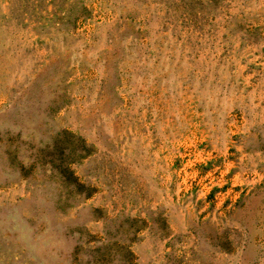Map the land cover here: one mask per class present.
Instances as JSON below:
<instances>
[{"label": "rangeland", "instance_id": "1", "mask_svg": "<svg viewBox=\"0 0 264 264\" xmlns=\"http://www.w3.org/2000/svg\"><path fill=\"white\" fill-rule=\"evenodd\" d=\"M0 264H264V0H0Z\"/></svg>", "mask_w": 264, "mask_h": 264}]
</instances>
